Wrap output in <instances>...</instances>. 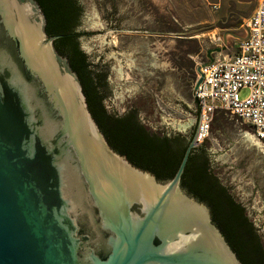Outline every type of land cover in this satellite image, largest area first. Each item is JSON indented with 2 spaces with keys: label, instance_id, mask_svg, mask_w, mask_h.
Wrapping results in <instances>:
<instances>
[{
  "label": "water",
  "instance_id": "1",
  "mask_svg": "<svg viewBox=\"0 0 264 264\" xmlns=\"http://www.w3.org/2000/svg\"><path fill=\"white\" fill-rule=\"evenodd\" d=\"M77 39L106 80L104 103L109 63ZM54 40L35 0H0V264H242L207 205L180 188L193 141L166 183L132 165L109 146ZM227 48L224 35L206 51L195 89Z\"/></svg>",
  "mask_w": 264,
  "mask_h": 264
},
{
  "label": "rangeland",
  "instance_id": "2",
  "mask_svg": "<svg viewBox=\"0 0 264 264\" xmlns=\"http://www.w3.org/2000/svg\"><path fill=\"white\" fill-rule=\"evenodd\" d=\"M78 1L81 43L95 64L109 63L112 91L104 100L109 112L121 115L136 106L141 93L150 94L161 111L154 108L140 117L151 118L150 126L167 135L188 137L197 126V67L207 61L208 49L219 46L217 37L241 36L247 25H195L206 16L202 0ZM229 43L231 55L238 42L230 38ZM157 76L163 80L159 90ZM248 94L241 90L239 99ZM203 145L264 245V145L248 125L225 113L215 117Z\"/></svg>",
  "mask_w": 264,
  "mask_h": 264
},
{
  "label": "trees",
  "instance_id": "3",
  "mask_svg": "<svg viewBox=\"0 0 264 264\" xmlns=\"http://www.w3.org/2000/svg\"><path fill=\"white\" fill-rule=\"evenodd\" d=\"M36 1L45 15L47 33L58 37L55 46L69 59L71 68L78 75L89 110L96 119L99 117L96 107L103 102L101 84L99 85L103 76L88 67L75 41L82 13L80 2L78 0ZM96 121L114 150L126 155L136 166L152 171L160 180L172 179L193 138V136L190 138L177 136L164 138L159 142L147 141L135 134L132 135L122 119L114 121L111 125L99 119ZM198 147L191 150L182 174L181 180L185 191L209 204L214 224L220 229L242 264H264V252L258 245L261 238L253 234L249 228L246 229L249 223L247 219L240 217L242 211L240 204L229 198L226 187L215 175L208 173L209 171L203 169L192 173L190 160ZM207 180L213 181L211 190H207ZM226 198L229 202L225 200Z\"/></svg>",
  "mask_w": 264,
  "mask_h": 264
},
{
  "label": "built area",
  "instance_id": "4",
  "mask_svg": "<svg viewBox=\"0 0 264 264\" xmlns=\"http://www.w3.org/2000/svg\"><path fill=\"white\" fill-rule=\"evenodd\" d=\"M216 42L221 47L222 38L217 37ZM228 51L216 54L214 62L202 68L203 80L193 88L197 104L195 147L209 138L211 125L221 113L248 125L264 145V0L258 2L248 21L247 36L238 41L235 53ZM244 89L249 94L240 100L238 94Z\"/></svg>",
  "mask_w": 264,
  "mask_h": 264
},
{
  "label": "flooded vegetation",
  "instance_id": "5",
  "mask_svg": "<svg viewBox=\"0 0 264 264\" xmlns=\"http://www.w3.org/2000/svg\"><path fill=\"white\" fill-rule=\"evenodd\" d=\"M36 1V0H35ZM37 2V1H36ZM38 4V3H37ZM40 7V6H39ZM42 10V9H41ZM43 12V11H42ZM44 14V13H43ZM45 16V15H44ZM46 27H47V22H46V18H45V32L46 34L48 35V37H55V40L53 42V45H54V48L55 50L61 55V56H64L67 60H68V63L70 64L69 62V59L64 55L62 54V52L59 50V48L57 49L56 46H55V43L57 42V36H50L47 31H46ZM78 28V27H77ZM75 35H78V30H76V34ZM75 41L78 43V39H77V36L75 37ZM81 51V50H80ZM82 53V51H81ZM83 54V53H82ZM84 55V54H83ZM84 59H85V62L86 64L88 65V67H90L89 63L87 62L86 58H85V55H84ZM73 70V69H72ZM80 80V79H79ZM155 82H156V85H158V89L159 90V87L161 86L162 84V79L160 77H155L154 78ZM106 80H104L103 77H101V81L99 83V85L101 84V88H103L104 86V83H105ZM102 90V89H101ZM142 92V91H140ZM142 95L140 96V101L138 100L136 102V106L135 107H131L130 109H128L127 111H125L123 114L119 115V114H115L114 112H109L106 107L104 106V103L101 102L97 105L96 107V111H97V115H99V117H97L96 119H99V120H102L104 123H106L107 125H111V124H114V121H117L119 119H122V122L123 124L125 123L129 129L131 130L132 132V135H137L139 136L140 138L144 139V140H152V141H156V142H159L160 140L164 139V138H173V137H177L178 135H167V134H164V133H159L157 132L155 129H153L151 126H150V120H152L151 118H148L146 116L144 117H140V113H144V114H149L151 112L154 111V108H156L157 110H160V107H157V102L155 103V100L153 99V95H150V94H146V93H141ZM153 102V104H152ZM89 108V106H88ZM91 112V111H90ZM92 114V113H91ZM93 116V115H92ZM94 118V117H93ZM96 119L94 118V120L96 121ZM97 123V121H96ZM99 129H100V126L99 124L97 123ZM196 127L197 126H193L192 130L189 131V134H188V137L187 138H190L191 136H193L194 138V134H195V131H196ZM100 131L102 132V130L100 129ZM103 133V132H102ZM104 135V134H103ZM105 137V135H104ZM106 138V137H105ZM193 138L191 141H193ZM107 140V139H106ZM108 142V140H107ZM206 142V141H205ZM205 142L203 144H205ZM191 143V142H190ZM109 144V143H108ZM110 146V144H109ZM111 147V146H110ZM198 147V146H197ZM112 148V147H111ZM196 148V147H194ZM199 149L198 150H195V154L194 156L192 157V159L190 160V167H191V171L192 173H196L198 171H201V170H205V171H209L208 173H211V175H215V167L211 164L210 162V159L209 157L206 155V152L204 150V145L198 147ZM113 149V148H112ZM114 150V149H113ZM115 152H117L116 150H114ZM118 154H120L119 152H117ZM122 155V154H121ZM190 155V154H189ZM127 158L126 155H123ZM149 156V155H148ZM184 156V155H183ZM189 158V157H188ZM127 160L132 164L134 165L135 167L145 171V172H149L151 173L152 175H154V177L156 178V180L160 183H166L168 181L166 180H160L152 171L150 170H147V169H144V168H141L139 166H136L135 164H133L128 158ZM188 161V160H187ZM216 176V175H215ZM173 178V177H172ZM182 179V178H181ZM207 179H209L207 177ZM171 180V179H170ZM219 180V179H218ZM212 183L213 181H210V180H207L206 182V187H207V190H211L212 188ZM180 188L182 191H184L186 194H188L189 196L195 198L197 201H200L204 204L207 205V207L209 208L210 210V213H211V208L209 207V204H207L205 201L199 199L198 197L196 196H193L191 195L190 193H188L187 191H185L183 185H182V180L180 181ZM229 198L233 199L235 201V199L233 198V196L228 192V190H226ZM227 202H229V200L226 198L225 199ZM237 202V201H236ZM240 204V203H239ZM241 208H242V211L240 213V217L243 218V219H247L248 220V227L246 229H250L253 234H255L256 236L259 237L258 235V228L250 221V217L248 216V214L246 213V209L244 207L243 204H240ZM211 216H212V213H211ZM213 220V218H212ZM214 222V221H213ZM251 222V224H250ZM259 247H260V250L262 252H264V245L262 243L261 240H259V243H258Z\"/></svg>",
  "mask_w": 264,
  "mask_h": 264
},
{
  "label": "crops",
  "instance_id": "6",
  "mask_svg": "<svg viewBox=\"0 0 264 264\" xmlns=\"http://www.w3.org/2000/svg\"><path fill=\"white\" fill-rule=\"evenodd\" d=\"M202 1L205 5L206 16H201L195 25H247L260 0ZM224 35H222V38ZM234 35L226 38L228 48L230 45L229 39L234 38L238 42V38L242 39L247 36V29L244 28V33L241 36L235 35L236 37H234ZM195 40L198 39L195 38Z\"/></svg>",
  "mask_w": 264,
  "mask_h": 264
},
{
  "label": "bare ground",
  "instance_id": "7",
  "mask_svg": "<svg viewBox=\"0 0 264 264\" xmlns=\"http://www.w3.org/2000/svg\"><path fill=\"white\" fill-rule=\"evenodd\" d=\"M226 37V36H225Z\"/></svg>",
  "mask_w": 264,
  "mask_h": 264
}]
</instances>
